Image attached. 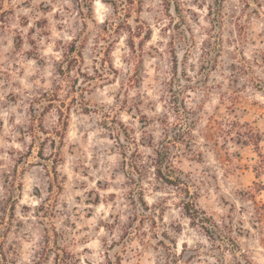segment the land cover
Here are the masks:
<instances>
[{"label": "rangeland", "instance_id": "1", "mask_svg": "<svg viewBox=\"0 0 264 264\" xmlns=\"http://www.w3.org/2000/svg\"><path fill=\"white\" fill-rule=\"evenodd\" d=\"M181 3L184 21L174 7L170 13L179 31L191 27L194 41L187 32L174 45L162 0H143L133 17L151 27L152 38L132 56L125 32L117 38L103 30L111 8L101 0L93 1L86 20L79 0H0V253L6 264H104L105 253L121 264H264V218L256 226L251 218L264 203L257 153L237 136L208 143L211 128L238 119L260 135L264 153V0H224L221 22L208 9L216 0ZM73 40L83 52L79 69L93 77L88 91L79 87L82 75L72 88L77 68L59 75ZM111 41L112 64L104 57ZM58 84L57 99L47 106L43 94ZM145 115L156 137L160 116L178 126L197 117L198 154L177 163L191 197L152 171L142 181L150 217L140 222L138 185L124 173L116 131L121 120L139 138ZM254 182L263 189L256 191ZM190 199L233 227L234 242L209 239L194 227L182 208Z\"/></svg>", "mask_w": 264, "mask_h": 264}, {"label": "trees", "instance_id": "2", "mask_svg": "<svg viewBox=\"0 0 264 264\" xmlns=\"http://www.w3.org/2000/svg\"><path fill=\"white\" fill-rule=\"evenodd\" d=\"M93 1L94 0H79V8L84 20L87 19L88 14H92L93 12ZM105 4H107L111 8V17H107L103 24V30L106 33L111 35H116L117 38L122 32L128 37L127 44L132 56H138L137 49L139 47H143L144 43H147L152 38V29L151 27L143 21L139 16L133 17L136 13H141L142 11V3L143 0H101ZM218 2L217 5L209 4L208 9L210 14H214L215 17L219 18L221 22L223 20V3L224 0H216ZM163 6L171 12L172 7L175 8V11L179 14L181 20H185L183 17V11L186 9L183 7L181 0H162ZM88 9L87 12L84 10ZM189 11L191 9H188ZM136 22V25H133L131 19ZM171 21L174 23L173 30V39L174 45L177 40L182 42V40L186 41L190 35L186 33L189 32L191 34V39L194 41V36L192 33V29L190 26H187L185 30L179 31L178 21H175L174 15L170 13ZM140 38V41L137 43L136 39ZM112 42L111 41L106 47H104V57L108 58L107 61L111 59V50H112ZM187 42H189L187 40ZM173 45V49L175 47ZM144 52L143 48H141ZM73 53H77L74 54ZM69 54L72 57H69ZM67 59V63L65 60H62L59 65V75L60 77L70 76L72 70L77 68L78 76L73 77L72 79V88L76 87V82L79 81V75H82L84 79H86L84 84H80L81 92L88 91V84H90V80L93 79L91 73H87L82 69H79L80 66L79 57L83 58V52L81 49H78L77 40H73L70 42L68 49L65 53ZM176 57V55H174ZM103 58V59H105ZM177 63V60L175 61ZM112 64V61H110ZM78 65V67H76ZM97 70V67L94 68ZM61 84L56 85L53 89L46 91L43 95L47 100V106H53L54 101L58 96V89ZM61 106V105H59ZM46 109V107L44 108ZM60 113V118L62 120L63 125L66 124L67 120H64V111L61 107L57 108ZM88 110V109H87ZM190 114V111H188ZM141 120V135L137 138L134 135V129L129 128L122 122L118 121L119 127L117 128L116 139L118 146L121 150V155L123 158V166L124 173L129 177V179L138 185L137 192L140 196V207H141V217L140 222L145 220V218L150 217V214H147L149 210V205L147 201L144 199V186L142 181L148 176V174L152 171L154 177L159 182L176 187L183 191L185 196L191 197L192 193L190 191V181L186 179L183 175L182 169L178 166V161L181 157L187 156H195L198 154L194 147L196 146V139L194 135V130L197 125V117L187 116V120L185 124L178 123L172 124L168 121V117L160 116L158 117V121H160L162 125V132L159 137H156L154 133L148 131L146 128L148 124H150V119L145 115ZM213 126V125H212ZM179 127V128H178ZM174 132L172 133V131ZM210 136L214 138H210L208 135V143L210 142L211 146H218L219 139L223 138V143L228 142V140L232 139L234 136H237L239 139H243L244 143L251 144L254 148V152L257 153L258 161L254 165V170L258 178L262 174H264V153L261 148V139L260 135L254 131L253 127L248 122H241L238 119H228L226 125H221L219 127H215L214 129H210ZM56 135H62L63 132L61 128H57L54 131ZM141 146L149 148L150 153H144L140 148ZM218 154L220 151L218 149H214ZM200 154V153H199ZM256 185V191H261L263 189L262 184L258 182H254ZM247 196H253L252 192H247ZM42 207V206H40ZM184 214L191 220V224L195 227H199L204 234L212 240L215 239H223L231 240L234 242V237L231 235L233 227H229V225L224 224L220 225L211 215L207 213L206 210L200 208L193 199L188 201H184L183 205ZM139 212L136 214L138 215ZM253 219V224L256 226L257 222H261L264 218V203L261 206H257L255 208L254 215L251 216ZM0 220H4V218L0 217ZM151 220L156 224L155 218L151 216ZM165 236H168L167 233H164ZM159 242L168 249L170 252V247L162 239H159ZM174 245L175 242L172 241ZM176 260L179 259L181 254H177L176 252L173 254ZM0 260L3 261V264L7 262V256L5 253H0ZM78 260V259H76ZM79 263L80 259L78 260ZM73 264H76L74 262ZM104 264H121L120 257H117L115 261L109 253H105V263ZM167 264H171L170 262Z\"/></svg>", "mask_w": 264, "mask_h": 264}]
</instances>
